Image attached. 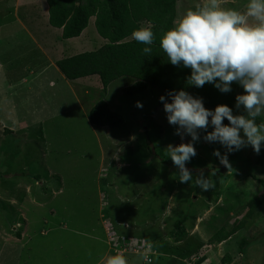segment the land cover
Wrapping results in <instances>:
<instances>
[{"label":"rangeland","instance_id":"rangeland-1","mask_svg":"<svg viewBox=\"0 0 264 264\" xmlns=\"http://www.w3.org/2000/svg\"><path fill=\"white\" fill-rule=\"evenodd\" d=\"M201 2L179 0L176 20ZM246 4L224 0L241 11ZM48 9L47 0H0V264H100L117 250L129 264H146L145 241L154 245L151 264H264V185L244 178L264 180V146L227 153L201 131L186 167L194 178L203 170L214 187L181 183L166 149L191 137L182 141L169 124L160 102L167 91L131 96L130 77L106 91L99 76L66 79L57 61L107 43L96 46L95 17L80 39L62 40ZM100 101L122 126L90 123ZM183 219L186 239L177 242L171 232ZM221 231L230 236L217 241Z\"/></svg>","mask_w":264,"mask_h":264},{"label":"clouds","instance_id":"clouds-1","mask_svg":"<svg viewBox=\"0 0 264 264\" xmlns=\"http://www.w3.org/2000/svg\"><path fill=\"white\" fill-rule=\"evenodd\" d=\"M131 37L146 45L143 54H151L156 40L151 25L134 29ZM159 45L171 65L191 70L187 77L189 86L202 88L211 83L222 93H229L235 82L245 93L235 98L236 109L243 108L244 114L239 115L227 105L209 110L203 98L185 90H172L160 97L169 124L176 126L175 134L182 141L185 136L191 137L188 143L169 145L166 149L178 169L179 181L192 182L207 191L214 187L211 176L205 177L200 170L194 178L186 167L197 155L194 144L201 140V131L206 133L205 142L219 143L227 153L251 146L259 154L264 146V122L257 123V118L264 115V0H247L244 11L225 7L224 0H202L173 22ZM136 106L143 107L140 102ZM210 126L213 131L209 132ZM227 153L221 156L217 150L214 155L226 164ZM142 245L141 258L151 264L153 246L150 242ZM125 251L105 255L100 264H129Z\"/></svg>","mask_w":264,"mask_h":264},{"label":"trees","instance_id":"trees-1","mask_svg":"<svg viewBox=\"0 0 264 264\" xmlns=\"http://www.w3.org/2000/svg\"><path fill=\"white\" fill-rule=\"evenodd\" d=\"M47 1L49 24L53 28L62 29V40L79 38L88 28L90 19L95 17V27L99 36L108 41L97 51L85 52L57 61V68L66 79L75 81L99 76L106 91L114 81L130 77L134 79L135 83L125 91L131 96L143 93L150 87L167 92L185 90L196 98H203L204 106L213 110L218 105H227L233 109L235 115L244 114L243 108L236 109V96L245 94L238 83L232 84V91L229 93H222L211 83L202 88L189 86L187 77L191 75V70L183 66L171 65L166 54L160 48L161 36L176 21V4L179 0ZM142 23L150 24L156 36V40L151 46L152 52L149 55L142 52L146 45H142L134 39L128 40L131 38L133 30L139 28ZM89 121L95 127L116 128L124 124L123 117L117 112H113L105 101H100L90 110ZM260 122H264V115L257 118V123ZM26 163L24 166L29 170L30 163L28 161ZM8 170L12 171L11 168ZM27 174L28 172L23 169L17 175H20L19 177L22 179ZM249 177L264 185V180L258 179L256 176H244L245 179ZM258 200L259 198L255 197L251 203H256ZM185 221V219L178 221L176 223L177 230L171 232V237L177 242L183 240L184 237V240L186 239L182 230ZM216 236L217 241H223L230 236V233L225 234L221 231Z\"/></svg>","mask_w":264,"mask_h":264},{"label":"crops","instance_id":"crops-1","mask_svg":"<svg viewBox=\"0 0 264 264\" xmlns=\"http://www.w3.org/2000/svg\"><path fill=\"white\" fill-rule=\"evenodd\" d=\"M33 0H27V2H29V3H31ZM36 21V20H35ZM51 26V25H50ZM85 32H86V30L82 33V35L81 36H83L84 34H85ZM81 36L79 37V38H75L73 41H75V40H78V39H80L81 38ZM97 37V45L96 46H102V45H104V43L103 42H105V44L106 43H108V41L107 40H105V39H103L102 37H100L99 35H96ZM44 38H47V39H49L50 37L48 36V34L44 37ZM54 38V37H53ZM95 38V39H96ZM58 39V38H57ZM72 40V39H71ZM52 41L54 42V43H52V44H55V45H57L58 43H60L59 41L57 42V40L55 39V40H53L52 39ZM67 41H69V40H67ZM96 44V43H95Z\"/></svg>","mask_w":264,"mask_h":264},{"label":"water","instance_id":"water-1","mask_svg":"<svg viewBox=\"0 0 264 264\" xmlns=\"http://www.w3.org/2000/svg\"><path fill=\"white\" fill-rule=\"evenodd\" d=\"M227 171V168L225 166L222 167L221 172L224 174Z\"/></svg>","mask_w":264,"mask_h":264}]
</instances>
